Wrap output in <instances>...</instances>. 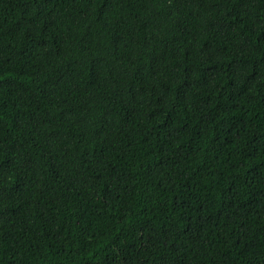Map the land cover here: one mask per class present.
Instances as JSON below:
<instances>
[{"label":"trees","instance_id":"16d2710c","mask_svg":"<svg viewBox=\"0 0 264 264\" xmlns=\"http://www.w3.org/2000/svg\"><path fill=\"white\" fill-rule=\"evenodd\" d=\"M0 264H264V0H0Z\"/></svg>","mask_w":264,"mask_h":264}]
</instances>
